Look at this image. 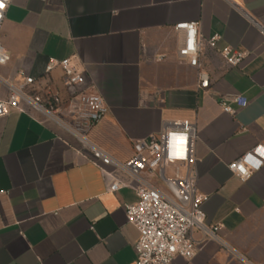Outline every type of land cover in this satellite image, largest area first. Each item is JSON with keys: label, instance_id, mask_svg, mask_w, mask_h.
I'll list each match as a JSON object with an SVG mask.
<instances>
[{"label": "crops", "instance_id": "obj_1", "mask_svg": "<svg viewBox=\"0 0 264 264\" xmlns=\"http://www.w3.org/2000/svg\"><path fill=\"white\" fill-rule=\"evenodd\" d=\"M186 21L199 23V67L178 55L174 26ZM0 39L11 55L0 74L12 81L71 59L109 107L87 136L119 160L164 121H194L197 189L218 229L172 264H264V163L245 182L229 167L264 147V0H12ZM225 50L244 57L230 65ZM50 75L60 87L61 68ZM227 95L248 103L227 113ZM115 178L128 182L56 121L31 110L0 118V264H135L139 231L125 205L138 196L110 191Z\"/></svg>", "mask_w": 264, "mask_h": 264}, {"label": "built area", "instance_id": "obj_2", "mask_svg": "<svg viewBox=\"0 0 264 264\" xmlns=\"http://www.w3.org/2000/svg\"><path fill=\"white\" fill-rule=\"evenodd\" d=\"M12 0H0V29L5 12ZM45 1V0H43ZM235 2V0H230ZM174 30L182 33L178 55L189 64L199 67V47L202 35L199 23H177ZM219 38L215 35L211 44ZM228 64L237 65L244 54L225 50ZM11 60L10 53L0 39V66ZM60 67L61 86L51 79V72ZM199 87L210 86L207 72L200 71ZM242 95H227L220 105L227 113H234L232 104L246 106ZM31 110L52 119L83 142L94 158L104 166L114 168L128 178V182L115 178L110 191L122 187L135 190L138 200L125 205L126 218L139 231L135 246V264H172L177 258L192 259L210 239L216 238L218 226L206 224L203 209L208 196L198 192L199 174L196 169L195 143L197 126L194 121L167 120L162 130L133 143V155L128 160H119L88 138L89 131L109 112L101 94L92 85H86L85 76L70 58L51 59L42 77L28 75L21 70L16 81L0 74V118L11 111ZM264 163V147L258 145L250 152L232 162L230 169L247 181L253 172ZM196 231L202 238L195 237ZM245 264H252L237 255Z\"/></svg>", "mask_w": 264, "mask_h": 264}, {"label": "snow or ice", "instance_id": "obj_3", "mask_svg": "<svg viewBox=\"0 0 264 264\" xmlns=\"http://www.w3.org/2000/svg\"><path fill=\"white\" fill-rule=\"evenodd\" d=\"M0 7H3V5H0Z\"/></svg>", "mask_w": 264, "mask_h": 264}]
</instances>
